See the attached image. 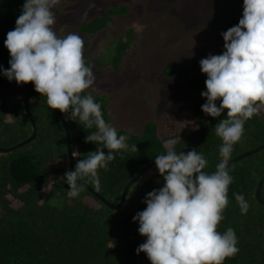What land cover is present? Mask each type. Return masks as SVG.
<instances>
[{
	"label": "trees",
	"instance_id": "obj_1",
	"mask_svg": "<svg viewBox=\"0 0 264 264\" xmlns=\"http://www.w3.org/2000/svg\"><path fill=\"white\" fill-rule=\"evenodd\" d=\"M113 1V0H111ZM26 0H0V147L16 146L28 139L33 132L25 110L24 100L34 92V84H18L3 75L2 69L10 68V53L5 46L7 33L16 27ZM129 3H118L104 16H95L83 22L79 30L91 34L107 26L114 16L128 12ZM218 14V13H215ZM134 36L113 59L117 71L122 58L131 47ZM88 44L84 40V48ZM85 60V59H84ZM86 66L90 62L85 60ZM104 66L109 63H104ZM173 64L163 71L175 77L185 88L195 93L206 91V76L192 74ZM103 67V66H102ZM192 68V69H191ZM191 69V70H190ZM91 93L101 105L106 123L112 122L106 96ZM206 98L192 95V117L198 129L178 138L161 139L155 122L147 121L141 134L117 129V134L127 137L128 149L113 153L115 159L107 169L97 170L100 188L97 191L85 177L83 182L94 188L109 202L117 205L133 176L157 155L164 154L163 142L176 139V150L195 148L207 160L204 171L212 174L221 161L219 149L222 139L215 134V125L226 118L211 117L202 111ZM220 102H217L219 106ZM29 110L38 128L36 138L29 144L8 153L0 152V264H151L146 253H136L146 237L138 231L139 222L133 217L144 210L147 193L163 187L164 179L155 165L130 188L123 206L111 209L84 186L75 198H69L70 186L64 174L71 170L65 128L55 109H50L46 97L36 94L29 100ZM66 118V115L63 113ZM71 142L78 160L96 151L98 145L85 142L95 128L85 129L76 121L66 119ZM207 122V123H206ZM89 132V133H88ZM137 150L132 151V146ZM264 145V117L254 115L244 124L241 140L233 146L230 159ZM107 154L108 149H104ZM234 178L228 189V206L217 230L223 234L229 227L235 230L239 252L225 259L223 264H264V206L256 198V188L264 176V149L235 163L229 169ZM78 186L81 185L79 182ZM234 193L243 194L249 204L247 214H242ZM264 201V185L261 191ZM19 205L14 204V201Z\"/></svg>",
	"mask_w": 264,
	"mask_h": 264
},
{
	"label": "clouds",
	"instance_id": "obj_2",
	"mask_svg": "<svg viewBox=\"0 0 264 264\" xmlns=\"http://www.w3.org/2000/svg\"><path fill=\"white\" fill-rule=\"evenodd\" d=\"M59 3L26 0L16 27L7 33L4 43L11 57L10 68L2 72L9 81L33 83L49 108L59 109L66 119L85 129L95 128L85 142L96 143L97 150L87 153L77 161L75 171L62 177L70 186L68 197L75 198L83 187L77 182L85 177L91 178L98 191L97 170L107 169L115 159L113 153L127 150L128 145L127 137L118 136L117 129L106 123L93 95H82L93 88L96 77L85 64L82 37L69 33L59 38L54 32L52 9ZM221 35L225 51L209 54L199 63L207 75V90L201 93L207 102L202 111L215 118L226 111V118L215 125V134L223 141L219 149L222 159L209 174L204 171L207 160L195 148L177 154L176 139L163 142L166 152L155 157V164L164 185L147 193V207L133 217L139 222V233L147 238L136 253H146L151 264H223L239 252L235 230L229 227L221 234L217 228L234 180L228 171L233 146L241 140L245 122L264 110V0H244L239 23ZM136 150L133 145L132 151ZM73 156H77L75 152ZM234 196L241 213L247 214L249 204L244 195Z\"/></svg>",
	"mask_w": 264,
	"mask_h": 264
},
{
	"label": "rangeland",
	"instance_id": "obj_3",
	"mask_svg": "<svg viewBox=\"0 0 264 264\" xmlns=\"http://www.w3.org/2000/svg\"><path fill=\"white\" fill-rule=\"evenodd\" d=\"M118 3H129L128 12L114 16L94 34L79 30L83 22L104 16ZM243 3L244 0H60L52 9L56 20L52 27L59 38L76 33L88 44L84 59L90 62L96 77L93 88L88 90L106 96L110 124L141 134L144 124L152 121L163 140L194 129L191 98L201 95L182 86L175 77L163 76V71L176 64L186 70L192 67V74L207 77L199 61L225 51L221 33L239 23ZM131 36V47L123 58L121 55L123 62L117 71L113 59ZM259 115L264 117V110ZM14 204L20 203L15 200Z\"/></svg>",
	"mask_w": 264,
	"mask_h": 264
},
{
	"label": "water",
	"instance_id": "obj_4",
	"mask_svg": "<svg viewBox=\"0 0 264 264\" xmlns=\"http://www.w3.org/2000/svg\"><path fill=\"white\" fill-rule=\"evenodd\" d=\"M36 94L41 95L40 93H38L36 91L30 92V93H28V95L26 96V98L24 100L25 110L27 112V115H28V117H29V119L31 121L32 128H33L32 135L28 139L24 140L23 142L19 143L16 146H12V147H9V148L0 147V152H3V153L11 152V151H13L15 149H18L20 147H23V146L31 143L36 138V136L38 134V128H37L35 120L33 119L32 115H31V112L29 110V100H30V98L33 95H36ZM55 111L57 112V114H58L59 118L61 119V122H62V124H63V126L65 128L66 139H67V152H68V159H69L70 169H71V171H75V157L73 156L74 152H73V149H72L71 133H70L69 125H68L67 120H66L65 116L63 115V113L59 109H55ZM263 149H264V145H261L259 147L251 149L249 151H246V152L240 154L239 156L231 159L228 162V169L231 166H233L235 163L239 162L240 160H242V159H244V158H246L248 156H251L254 153H257V152H259V151H261ZM191 150H192L191 148H183V149L176 150V152H177V154H179L180 152L187 153V152H189ZM155 165H156L155 164V159H153L151 162H149L147 165H145L135 176H133V178H131L129 180V182L127 183V185L125 186V188L123 190L121 201L117 205L109 202L104 196H102L99 192H97L91 186L87 185L85 182H83L81 180H78V182L80 184H82L94 196L99 198L104 204L109 206L111 209H119V208H121L123 206V204H124V202L126 200L127 194L129 192L130 188L132 187V185L135 184L147 171H149ZM263 185H264V176L261 178V180L259 181L258 186L256 188V198L264 206V201L262 200V197H261V191H262Z\"/></svg>",
	"mask_w": 264,
	"mask_h": 264
}]
</instances>
